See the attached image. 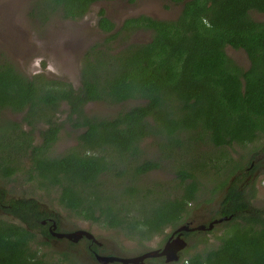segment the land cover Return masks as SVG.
<instances>
[{
  "label": "trees",
  "instance_id": "obj_1",
  "mask_svg": "<svg viewBox=\"0 0 264 264\" xmlns=\"http://www.w3.org/2000/svg\"><path fill=\"white\" fill-rule=\"evenodd\" d=\"M101 1L115 0H36L30 15L43 24L78 21ZM167 1L181 8L175 19L141 15L118 29L99 10L96 26L105 37L84 53L78 88L0 63V180L24 171L46 192L57 189V204L73 216L144 242L186 217L199 181L196 166L182 164L175 171L176 194L158 183L143 184L142 177L160 163L139 162L142 141L157 139L173 157L203 141L224 148L264 140V22L250 18V12L264 15V0ZM135 31L149 32V41L129 43ZM227 47L244 51L247 69L228 57ZM128 101L137 104L111 118L85 113L90 103ZM62 105L65 123L78 134L73 147L52 156ZM9 113L21 114V120L7 118ZM39 125L46 127L36 143ZM236 181L218 185L227 187L215 217H230L218 246L195 251L193 245L194 252L185 251L172 264H264V210L251 206ZM0 209L15 219H0V264H47L29 247L35 241L31 230L47 216L37 201L8 198L0 188Z\"/></svg>",
  "mask_w": 264,
  "mask_h": 264
},
{
  "label": "rangeland",
  "instance_id": "obj_2",
  "mask_svg": "<svg viewBox=\"0 0 264 264\" xmlns=\"http://www.w3.org/2000/svg\"><path fill=\"white\" fill-rule=\"evenodd\" d=\"M34 1L36 0H0V63L4 60L10 61L27 77L41 73L50 79L69 82L74 88L80 86L79 73L84 53L90 46L105 37V34L100 32L96 26L99 10H104L105 16L118 29L126 19L141 15L156 20H173L181 9L179 5L170 4L166 0L101 1L92 5L89 12L78 21L54 18L47 24H43L37 22L30 15V7ZM250 18L257 22H264L263 14L250 12ZM127 39L129 43L142 44L149 41L150 34L146 31H135ZM121 42L122 40H119L117 45L119 46ZM225 52L242 69L248 68L249 61L244 51L227 47ZM136 104L137 102L134 101L119 105L90 103L86 105L85 113L96 118H111ZM66 116V106L62 105L56 117L57 122L63 125H61L58 141L52 148V156L61 155L76 144L78 133L69 129L68 124L65 123ZM21 117V114H7V118L14 121H20ZM45 127L44 125L36 127L34 134L36 143L40 142L39 132ZM263 143V139H257L250 145L234 144L231 147L216 148L207 141H203L189 153L182 151L170 157V153L160 150L157 139L149 137L142 141L138 155L139 162L151 160L160 163L159 169L142 177L143 184L152 186L158 183L166 188L167 194H176L175 191L179 188L175 171L182 164L196 166V175L199 181L196 202L190 207L186 217L176 227H168L161 234L144 242L128 239L119 230L105 229L73 216L72 213L57 204V189L54 188L46 192L38 187L36 182L28 181L24 171L18 172L14 177L0 180V187L7 191L9 198L37 200L43 210L59 216L61 228L89 231L103 241L107 247L112 248L114 253L144 254L161 249L170 232L181 225L191 222L190 226H207L216 220L215 213L219 209L227 187L219 188V182H229L236 176L237 169L243 170L246 165H249L250 156L261 155ZM236 163L237 168L233 169L232 167ZM262 177L254 183L253 187L245 186V188L247 197L251 200V206L264 210ZM250 194L253 196L251 197ZM0 219L15 222L13 217L5 216L1 211ZM220 225L222 226L223 222L213 226L211 230L202 231L200 235L188 236L186 238L188 246L179 255L181 256L185 251L194 252L191 249L193 245H195V251L217 247L222 234ZM201 239L204 241L202 242ZM39 250L40 253L46 254L51 264H54L60 259V254L64 253L62 252L64 246L54 244L41 247ZM73 252L70 261L74 262L66 261L65 264H95L86 257L81 247L75 248Z\"/></svg>",
  "mask_w": 264,
  "mask_h": 264
},
{
  "label": "flooded vegetation",
  "instance_id": "obj_3",
  "mask_svg": "<svg viewBox=\"0 0 264 264\" xmlns=\"http://www.w3.org/2000/svg\"><path fill=\"white\" fill-rule=\"evenodd\" d=\"M236 173H235L236 176L233 177L229 181V184L232 183L234 180L236 181V178H237L236 182L240 188L245 187V186L253 187L254 183H256V181H258L262 176H264V147L261 146V155L250 156L249 165L248 166L246 165L243 168V170L237 169ZM261 184H262V186H264V177H262ZM7 197H8V194H7ZM250 202H251V200H250ZM37 203H38V201H37ZM38 206H39L40 210H42L46 213L47 216L39 222V227L37 229L31 230V233L34 236L35 241L30 243L29 247L32 251L36 252V255L38 257H41L43 259V261L46 262L47 264H51V263L47 259L46 254L40 253L39 249L41 247H48V246L54 245V244H62L64 246V251H62V252L65 253V254L61 253L60 259H58L57 262H55L54 264H65L66 261H70V258L72 259V257H71L72 253H74L73 252L74 249L78 248V247H81L82 251L86 255V257L88 259H90L91 261H93V263H95V264H123V263L118 262L116 260L107 261L106 259L119 258V259L128 260V259H133V258L142 256V255L147 253V252L144 254L141 253L138 255H131V254L125 255L123 253H114L112 248L107 247V245L103 241L99 240L91 232L86 231V230L85 231L89 235H91V238H88L85 235H82L80 238L76 239V237L73 236L72 234L75 233L76 231L83 230V229H78V230L74 231L73 229L61 228V219L59 218V216H57L55 213L43 210V208L41 207V205L39 203H38ZM0 211L3 212L5 216L10 217V215L5 213L3 210L0 209ZM2 220H5V219H2ZM6 221H9V220H6ZM223 222H225V221H223ZM190 225H192L191 222H189L188 226L194 227V226H190ZM216 225H219V224H216ZM216 225H214V227ZM220 227H221V225H220ZM176 229H174L170 232V234L166 238V242L168 241V239H170L171 236L173 238L179 236L184 241H186V238H187L185 236L186 233L198 234V233L202 232V231H196V230L195 231L175 232ZM203 231H206V230H203ZM196 232H198V233H196ZM67 235H69V236H67ZM190 236H193V235H190ZM166 242H165V244H166ZM187 245H188V243H187ZM162 248L157 249V250L161 251ZM98 258H99V260H98ZM100 259H105V261L101 262ZM152 259H160L164 262V257L158 256V257H149V258L144 259L143 264L152 263L150 261ZM179 260H180V258H179ZM70 262H74V261H70ZM128 264H134V263L129 262Z\"/></svg>",
  "mask_w": 264,
  "mask_h": 264
},
{
  "label": "water",
  "instance_id": "obj_4",
  "mask_svg": "<svg viewBox=\"0 0 264 264\" xmlns=\"http://www.w3.org/2000/svg\"><path fill=\"white\" fill-rule=\"evenodd\" d=\"M230 218V217H229ZM229 218H221V219H216L213 220L212 222H210L208 224V226H204V225H200L197 227H189L188 224L186 225H181L179 226L175 232H182V231H203V230H211L212 227L216 224H219L223 221L228 220ZM73 236L76 237V239L80 238L82 235H85L88 238H91V235H89L85 230H79L76 231L75 233L72 234ZM69 236V235H67ZM187 242L184 241L182 238H180L179 236L173 238L172 236L170 237V239H168V241L166 242V244H164L163 248L161 251L159 250H153V251H149L146 254L133 258V259H119V258H109L106 259L107 261H112V260H116L118 262H121L123 264H128L129 262L134 263V264H143V260L149 257H164V262L165 263H176L179 261L180 258V252H182L186 247H187ZM99 260V258H98ZM101 262L105 261V259H100Z\"/></svg>",
  "mask_w": 264,
  "mask_h": 264
}]
</instances>
